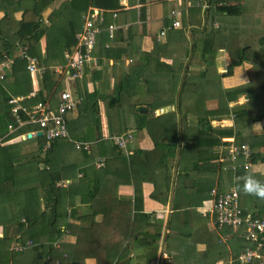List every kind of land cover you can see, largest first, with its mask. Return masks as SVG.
Returning a JSON list of instances; mask_svg holds the SVG:
<instances>
[{
  "label": "trees",
  "instance_id": "trees-1",
  "mask_svg": "<svg viewBox=\"0 0 264 264\" xmlns=\"http://www.w3.org/2000/svg\"><path fill=\"white\" fill-rule=\"evenodd\" d=\"M201 1L209 3L207 12L203 13L201 7H190L181 14L179 26H174L171 20L166 22L170 31L180 30L175 38L179 42L173 43L169 31L166 44L156 41L151 51H144L133 41L134 29L125 32L115 21L122 8L121 0H65L52 8L54 0H0L3 13L0 64L26 44L40 66L47 68L40 92L29 101L32 103L47 98L57 102L63 82L61 73L52 66L64 64V51L77 44L76 34L82 29L83 14L90 7L118 12L117 17L113 12L107 13L94 49L97 60L86 68L83 79L77 81L76 95L80 102L66 115L69 137L56 138L46 151L44 136L26 140L20 137L21 133L33 130L34 125H25L14 132L10 128L18 124L10 99L34 88L27 61L16 58L5 78H0V145L16 137L37 147L33 163L13 158L12 173L6 175L8 179L0 186V195L8 193L5 187L12 178L10 184L18 196L24 186L29 194L28 200L18 203L20 215L3 220L11 223L6 226L5 241L24 244L32 240L37 250L43 249L44 264H55L57 260L62 264H86L88 258H94L97 264H133L130 254L133 246L144 245L150 251L144 264H154L163 234L161 230L139 233L147 220L140 221L151 216L143 214L142 184L154 183L151 196L156 198L161 191L165 201L172 182L175 192L201 186L187 181L188 170L179 172L173 179L170 161L176 157L181 140H194L199 149L197 155L203 156L200 160L212 163L207 169L216 174L223 172L225 185L219 188L236 186L241 208L245 211L256 207L254 215L264 219V198L244 191L249 177L264 184L261 172L264 167V0ZM18 11H22L20 18L15 15ZM140 14L143 17L144 8ZM109 23L116 25L113 40L106 30ZM126 33L132 37L129 41L124 37ZM43 38H46L44 45ZM178 44L182 47L176 48ZM219 50L228 59L227 69L222 73L218 70ZM104 60L108 63L113 60V65L101 93L98 82L102 71L98 66ZM243 65L247 81L224 88L222 79L234 75ZM193 66L198 69L194 71ZM148 92L154 94V99L145 104L147 112H141L143 105L135 103L134 98ZM242 95L247 101L245 108L233 115L235 127L214 126L212 121L230 117V102ZM216 100L219 101L216 107L207 106ZM163 107H167L166 115H155L156 109ZM20 114L26 118V114ZM190 114L197 116V125L189 124ZM104 118L110 137H105L103 131ZM130 132H137L140 136L137 140L143 141V145L150 140L152 146L144 147L137 142L133 150L130 147L132 153L127 154L114 143L112 136ZM233 136L237 144L247 143L251 147L252 165L247 169L243 160L237 161V169L232 168L236 162L227 152L230 142L223 139ZM76 142H90V150L78 149ZM101 157L104 164L97 167L96 160ZM121 184L135 186L134 200L119 197ZM214 186L215 180L207 184L210 198ZM29 224L33 225L32 230ZM244 231L245 225L237 228L226 225L221 230L229 236L235 256L254 247L244 237ZM163 264L172 263L165 259Z\"/></svg>",
  "mask_w": 264,
  "mask_h": 264
},
{
  "label": "crops",
  "instance_id": "crops-1",
  "mask_svg": "<svg viewBox=\"0 0 264 264\" xmlns=\"http://www.w3.org/2000/svg\"><path fill=\"white\" fill-rule=\"evenodd\" d=\"M63 1L65 0H54L51 8L61 4ZM121 3L122 8L115 21H117L121 29L125 32L132 28L134 29L136 33L133 35V41L136 42V47L140 46L144 51H151L155 47L156 41L161 44H166L168 42L170 29L168 25H166V22L168 20L173 21L172 11H179L178 18L180 19L181 14L189 10L190 7H201L203 13L207 12L209 8V3L201 0H144V2L141 0H121ZM141 8H144L143 17H141L140 14ZM15 15L20 18L22 16V11L16 12ZM1 16H3V13L0 12V17ZM172 23H170L169 26H171ZM163 29L166 30L165 35L160 34ZM179 31L180 30L177 31L176 28L170 31V38L174 40L173 43L177 41L175 38H178ZM124 37L127 41L132 38L128 33H126ZM45 39L46 38L42 39L43 45L45 44ZM123 43L125 44L127 42ZM178 47H182V45L178 44L176 48ZM219 52L222 53H219L217 57L221 64L218 66V70L222 73L227 69L228 59L225 52L222 50H219ZM126 62L129 64L130 59H127ZM112 65L113 60L109 61V68H107L108 72L111 71ZM187 65H189V62ZM11 68H6L4 71L0 70V72L8 74ZM196 68L197 67L194 66L192 67L194 71L198 69ZM99 69L103 72L105 67L101 65ZM10 78L12 79V77ZM247 78L246 67L243 65L236 69L234 75L224 77L222 79V84L224 88L233 87L245 83ZM102 81V79L99 80V82ZM99 82L98 85H100ZM34 83H38L40 87L42 80L40 78L33 79V87ZM240 97H245V95ZM244 99H246V97ZM146 102L149 103V101ZM218 103L219 101L217 100L210 102L209 108L216 107ZM245 105L246 102L244 101H237V104L230 103L232 115L229 118L219 121H223V123L225 120L231 121L233 126L234 113L245 108ZM166 108L167 107H164L165 111L167 110ZM234 108H236L235 111ZM156 111L155 115H162L163 113V115H166L165 111L160 113ZM102 122L103 131H105L106 135L105 137H110V135H108L106 119L104 118ZM188 122L190 125H197V116L190 114L188 116ZM181 124L182 122L180 120V127ZM226 124L227 123H224V126H231V124ZM133 133L135 139L130 146L132 150L137 142L144 147L152 146L150 140L144 141L143 145V141L137 140L139 134L137 132ZM139 140L141 139L139 138ZM36 149L37 147L32 142L22 143V141L16 137L0 145V178L2 179L0 181V186L5 184L6 178L8 179L6 175L12 173L13 158H21L26 162L33 163L35 162L34 154L36 153ZM197 150L199 149L195 145L194 140H181L176 157L170 161V165L172 166V170L170 169V171H172L171 173L175 180L179 172L188 170L187 181H192L194 185L201 183L198 189L189 187L186 191L175 192V183L172 182L171 190L168 192L165 201L163 200L165 194H162L161 191L156 194V198L151 196L155 190L154 183L144 182L142 184L141 190L143 191V199L140 198V203L141 200H143V214H151V216L143 218L140 221L143 222L147 220L146 223L142 224L139 233L144 235L145 233L149 234L155 230H161L163 234L160 238L161 240H159L157 260L154 261V264H163L165 259L172 264H235V262L232 261V257L235 255L229 244V240L223 241L220 236L218 240L217 235H219V233L214 229L212 217L209 211L206 210L211 204V196L208 192L207 184L215 180V186L218 185L220 188H223L222 185H225V176L223 172L216 174L212 169H207V165L212 167V163L201 161L200 159L203 156L197 155ZM213 151L214 150H212V152ZM42 157H44V155ZM102 158L104 157L96 161ZM164 168V170L167 171L166 166ZM261 172L264 174V167L261 169ZM161 177L163 179V174ZM3 180H5V182H3ZM11 180L12 178H9V182L5 187L8 193L3 192V194L0 195V217H2L0 218V264H44V261H41V254L44 251L42 248L37 250L36 243H33L34 245L31 247L27 248L24 246L21 250H18L15 246L18 242L17 240L9 242L4 239L6 226L11 225V223H4L3 220L20 215L19 209L21 208L18 203L19 201L23 202L28 200L29 197L28 192L24 194L21 193L18 196L15 193L14 187L10 184ZM118 195L121 199L134 200L135 186L133 184H121L118 188ZM43 200V195H40V201L42 202ZM97 219H101V216ZM32 227L33 225H28L30 230H32ZM65 227V225L62 226V231L64 232L66 229ZM143 237H145V240L147 239L146 236ZM59 241L57 242L59 243ZM149 253L150 251L144 245L133 246L130 253L131 256H133V264H144L147 259L145 257ZM163 253L166 255L164 256ZM55 264H62V262L57 260ZM86 264H97V261L94 258H88L86 259Z\"/></svg>",
  "mask_w": 264,
  "mask_h": 264
},
{
  "label": "built area",
  "instance_id": "built-area-1",
  "mask_svg": "<svg viewBox=\"0 0 264 264\" xmlns=\"http://www.w3.org/2000/svg\"><path fill=\"white\" fill-rule=\"evenodd\" d=\"M110 12H113L114 17L118 16L116 10L112 11L110 9L107 10L90 7L82 16V29L76 34L77 44L72 49H66L64 51L66 62L64 64L52 66V69L55 72L61 73L63 82L56 103L51 102L50 98H47L46 100L41 99L34 103L29 102L32 101L41 90V86L39 87L38 83H34V88L29 93L16 95L10 99L9 103L12 105V113L15 115L18 122L17 126L10 125L11 131L14 132L28 124L35 126L33 130L21 133V139L26 140L35 137L38 135L37 133L39 131H42V136L46 138L43 150L46 151L50 148L52 141L56 138L69 137L66 115L80 102V99L76 95L77 81L83 79L86 73V68L89 65H93L97 60V57L94 54V49L102 32V26L106 22L107 13ZM178 15L179 11H172L174 26H179L181 24ZM106 27L111 40H113V31L116 25L114 23H109ZM165 33L166 30L164 29L160 32L161 35H165ZM18 57L27 61L26 68L31 73L34 80L36 78L42 80L47 68L45 66H40L38 58L29 52V47L26 44L20 45L14 56H9L4 60L0 64V70L4 71L6 68L10 69L14 60ZM5 76V72H0V78H5ZM163 111H165V109L160 108L156 112L160 113ZM21 112L26 114L25 119L22 118V115L20 114ZM212 124L214 126H224L223 121H214ZM29 134H31V137L28 136ZM112 139L114 143H116L121 149L125 150L127 154L132 153L130 144L135 139L133 132L115 135L112 136ZM223 140L230 142L227 152L230 159L236 162L232 166L233 169H237L238 160H243V165L246 169L252 165L250 158L251 147L249 144H237L234 136L224 138ZM90 146V142H76V147L78 149L89 151ZM104 160L105 159L102 158L97 161L96 166H103ZM211 195V204L206 210L209 211L213 220L214 229L217 230L221 239L223 241L229 239V236H226L221 232L226 225L234 226L236 228L240 225H245L243 235L254 245V247H249L245 252L233 256L232 261H238L241 264H264V219L254 215L258 208L249 207V209L247 208V210L244 211L241 208L239 201L240 195L236 186L222 190L216 185L211 190ZM33 243L32 240H27L24 244L17 242L15 246L18 250H21L24 246L27 248L33 246ZM56 245L60 247V243L56 242ZM163 255L165 256L166 254L163 253Z\"/></svg>",
  "mask_w": 264,
  "mask_h": 264
},
{
  "label": "rangeland",
  "instance_id": "rangeland-1",
  "mask_svg": "<svg viewBox=\"0 0 264 264\" xmlns=\"http://www.w3.org/2000/svg\"><path fill=\"white\" fill-rule=\"evenodd\" d=\"M219 53H222V52H219ZM133 63H135V60H134V62ZM219 64H220V61H219ZM103 66H105V70L102 72V77H101V79L103 80L102 82H99V89H100V92L101 93H103L104 92V90H105V82H104V80H105V77L107 76V73H108V69L107 68H109V63L107 62V61H105V63L103 64ZM243 68V67H242ZM244 69V68H243ZM236 86V85H235ZM146 95H143V94H138V95H136L135 96V103H139V104H142L143 106H145V103H147L146 101H149V102H151V101H153V96H154V94L152 93V92H148V93H145ZM245 97H240L238 100H236V101H234V102H230L231 104H237V101H239V102H246V99H244ZM220 102H222L223 103V101L221 100ZM210 104V103H209ZM209 104L207 105L208 107H209ZM167 109V108H166ZM235 109L236 108H234V111H235ZM224 123H227L226 125H229V124H231V126H232V123H231V121H228V120H225V122ZM224 125V124H223ZM233 127H235V125H233ZM21 191H23V193H27L28 192V187H26V186H24V187H22V190ZM19 211L20 212H22V210L21 209H19Z\"/></svg>",
  "mask_w": 264,
  "mask_h": 264
},
{
  "label": "clouds",
  "instance_id": "clouds-1",
  "mask_svg": "<svg viewBox=\"0 0 264 264\" xmlns=\"http://www.w3.org/2000/svg\"><path fill=\"white\" fill-rule=\"evenodd\" d=\"M244 191L257 197L264 198V184L252 179L251 177L245 180Z\"/></svg>",
  "mask_w": 264,
  "mask_h": 264
},
{
  "label": "water",
  "instance_id": "water-1",
  "mask_svg": "<svg viewBox=\"0 0 264 264\" xmlns=\"http://www.w3.org/2000/svg\"><path fill=\"white\" fill-rule=\"evenodd\" d=\"M140 111H141V112H147V108H146V107H141V108H140ZM37 134H38L39 136H42L43 132H42V131H39ZM28 136L31 137V134H29ZM74 264H78V263L75 262Z\"/></svg>",
  "mask_w": 264,
  "mask_h": 264
}]
</instances>
